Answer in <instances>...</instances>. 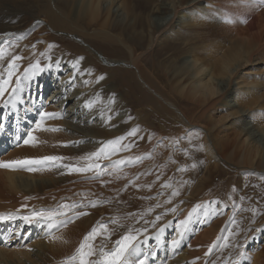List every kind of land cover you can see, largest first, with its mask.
<instances>
[{"label": "rangeland", "instance_id": "rangeland-1", "mask_svg": "<svg viewBox=\"0 0 264 264\" xmlns=\"http://www.w3.org/2000/svg\"><path fill=\"white\" fill-rule=\"evenodd\" d=\"M210 1L212 3L202 1L199 5L191 7L189 18L191 17L192 20L190 21V26L196 19L201 18L198 14L201 10L207 11L216 7L219 11L215 13H220L224 8L229 7L230 2V0ZM55 2L56 0L52 1L53 4ZM166 3H168V0L148 2L147 5L150 4V6L146 7L144 10H135L136 12L139 10L137 14H140V12L143 13L142 19H144V21L138 26L136 23L139 18H137L136 21L133 17L127 19L126 23L128 21L129 23L132 22L135 27L132 29V27L127 26L128 30L126 31L125 29V33L123 34L124 37L122 34H119L121 29H111L110 33H112L116 39L124 40L125 45L123 46L115 43V45L118 46H104L101 50V48L99 49L94 46V40H96V38L93 37L95 36L86 37V41H89L96 49V51L92 50L93 53L95 52L94 55L103 53L105 56L115 61V63L108 62L106 58L99 54L97 58L102 62L99 63L95 61L93 55L83 52L80 49L78 50L75 47L78 46L79 48L80 44L83 45V41L79 39L77 35L66 33L64 30H53L51 28L53 26L50 27L47 23L50 15L41 10L42 6L40 5L42 4L38 2V0H0V32L8 30L6 32L12 33L11 35H7V37H5L6 32L0 34V40L2 41L0 42V53L3 54L0 56V61L3 58V67H1V70L5 71L17 56L21 57V59H19L21 62L16 64L15 67L19 65L23 66L22 62L24 61H36L39 62V64H43L45 61H52L55 58L65 59V63L69 65L75 64L74 66L76 67H73L75 72H70L68 77L74 78L73 82L76 86L75 89L79 87L83 88L82 96L89 106L87 110L95 113L96 122H103V124H100L102 128H100L99 125H94L96 122L91 123L88 127L84 125L86 127L84 132L92 130L94 128L93 126H95L98 130H95L94 133L102 134V136L105 137L96 140H90L91 137H84L83 131H78L79 134L76 135L75 138L70 137V135H74L71 130L66 131L64 125L57 127L62 133L66 131L64 134L59 131L55 132L59 134V149L70 150L72 148H80V146L96 144L94 149L77 152L74 154L75 156H72L70 153L69 155L62 156L65 159L63 160L64 163H62L72 166L83 165L85 162L81 159L82 157L99 151L101 148L105 147L109 141L123 138L121 139V143L115 146L119 148V151H113L112 148H109L107 150L111 154L108 158L97 161V163L101 165L100 171L102 175H96L95 172L69 173L66 168L53 167L50 169L53 171H49L47 172L48 174L42 175L48 178L49 184L47 186L39 187V190L36 192H28V194L24 195L22 198H11V200L18 204H24L32 202L38 195L43 199L49 200L58 198L65 199L68 205H82L83 207H74L67 210V214L64 215V217L69 221L67 223L68 226H71L81 219L86 218L92 220L84 237L88 235L93 228L99 225H107L108 233L111 234L110 238L105 239L107 234L101 233L97 236L95 241H93L94 247L99 249L103 244L109 245L112 238L120 239L129 232L133 234H137L138 232L142 233L138 236L137 241L146 240V235L148 234L154 239L162 238L166 246L169 244L172 245V240L177 236L172 235L171 238H167L164 236V233L168 230H172L173 225L169 224L171 221L176 224L177 219L180 218V207L184 205L182 200L183 196L192 195L194 193L193 198L187 205V207L190 208L188 215L190 213L192 214L190 222H200V224L204 226L203 229H209L214 221L216 222L221 219L222 224H219L218 227L222 225L223 229L220 230H223V232L221 233V231H218L220 234L217 236L221 237L226 234V240H229L230 246L235 240L240 238L243 246H246L243 253H247L254 257L259 252L264 253V176L259 174L264 170L258 168V159H255L252 169L243 161V153L239 151L238 146L244 144L249 134L244 137L240 131L241 126L236 122L237 117H229L232 109L223 105L225 96L223 98L211 99L210 101L205 100L203 102L201 98L194 99L191 96L189 97L187 93H182L180 91L184 85L190 82L187 74L181 72L184 67V61L186 59L191 61L193 54L201 60L207 61V51L213 48L204 49V45L207 46V43L205 44L196 40V33L190 34L188 32L190 28L188 26L183 27L184 25L180 23L178 26L172 28V33L168 34L169 36L165 35L161 40L159 39V42L156 43L155 46L151 48L147 46L149 45L150 39L148 34L151 30L148 24V17L146 16L153 14L154 11L156 12L158 10L159 5L163 6ZM258 11L260 14L259 17L264 18V5L258 6ZM120 13L125 16V11L123 9ZM192 13H195V18ZM223 14L227 15V13ZM124 16L121 18H124ZM36 21H40L42 24L36 27L33 26V23ZM102 21L103 19L101 22ZM99 22L100 21L95 22L90 25V27L85 23V25L82 23L79 24L83 25L82 27L86 31L92 32L94 30L103 29V27H100L101 23ZM97 23L99 24L97 25ZM219 24L224 23L221 21ZM132 31L135 32L133 33ZM140 35H144L146 39H144L143 47L139 46L143 41L139 38ZM224 36L228 41L222 43V47L225 48L223 51L229 48V41L233 39L235 35L226 29L224 31ZM243 38L248 39V35ZM97 42L100 46L106 44V42L104 43L102 40L96 41L95 43ZM83 46L89 49V46ZM80 47L82 48V46ZM8 49H13L12 56L7 55ZM216 50L217 52H215L214 60L210 64H213L214 61L223 54L218 48H216ZM84 56H91V64L84 66L78 65L79 63H76L75 60L81 59ZM134 59L141 71L143 80L145 81L144 83L146 84L147 82L153 87L154 91L162 95L163 99L171 102V104H173L179 112L181 111L183 116L191 121V123L199 125L193 126L184 123L175 112L173 113L174 110L171 107L169 108L163 100L156 96V92L153 93L151 90H148L145 84L139 81L134 72L124 68L126 66L123 62H129ZM261 59L264 58L260 57L256 63L258 64V68H260V72H263L264 67L262 66L264 63ZM78 66L81 67V70H78L79 72L76 70ZM66 69L67 68L63 71L66 72ZM136 72H138V70H136ZM258 72L259 71H254L253 75H250L251 77L248 81H256ZM105 73L110 74L113 79L118 80L123 77H120V75H126L128 79L130 78L131 83L128 87H125V90H122L120 88L124 86H122L121 81L117 84L119 88L114 85L116 81L112 80L110 82L113 84L111 90L109 83H104L103 80L99 79L100 75L104 76ZM243 73L244 71L241 72V74ZM220 80H222V78L217 77L216 81ZM223 80L229 83L228 78H224ZM237 87L238 86L234 84L233 90L237 89ZM90 88L93 89L89 91ZM52 90L53 89H50V91ZM263 92L264 90H261L260 94ZM50 94L51 92H49V95ZM49 95L43 97L41 94H38L37 96L38 99L42 100L39 105L42 107L46 105V109L55 108L54 105L51 104L53 100V98H51L52 95L51 97H49ZM66 96L67 94L63 95V99H66ZM232 97L233 95L228 97L229 100L232 99V101H234L231 103V105L234 106L231 107L234 111L240 110L236 102L237 100ZM73 103L74 102L69 106ZM168 109L172 110L169 111ZM242 110L247 111H245L246 113L242 112L243 115L249 113L244 118L251 123L245 127L251 128L250 135L254 138L253 140L256 139L262 146L264 144V131L262 132L259 130L258 126H256V122L258 120L260 122V119L264 120V113L259 111L262 113L260 115L257 111L255 117H250L251 112L256 111L254 108L251 110L246 108ZM59 120L63 121L64 119L62 118ZM33 127H35V125L31 126V128ZM195 127L197 129H193ZM133 129L137 130L136 135L129 136L128 133ZM205 135L208 137L209 142L212 143L213 141L217 148V150H215L219 163L207 153L205 149ZM226 136V139L230 140V144L229 142L228 145L218 142V139L225 138ZM25 138H22V140ZM35 152L36 151L33 150L30 153ZM50 154L51 152L48 151L44 155L38 156L44 157L50 156ZM70 155L72 156L71 159ZM4 156H2L1 159ZM121 160L124 161V163L116 166V162ZM76 161H81V163H73ZM256 168L258 169L257 174L253 171V169L255 170ZM0 185L4 189L1 183ZM94 193L100 194V202L96 203L91 200ZM174 193L178 194L174 195ZM69 196L77 197H72L74 200L70 201L67 200ZM81 198L82 200L80 201ZM93 204L96 206L93 207ZM196 205L200 207H195ZM45 207L43 209L47 210ZM193 207H195L196 212L193 211L194 209H191ZM173 209L175 211H173ZM185 209L186 207H183V210ZM156 210L158 212L154 213ZM78 213L87 214L79 215L77 218L76 214ZM167 213L172 216L168 217L169 220L166 218V220L161 223V227L158 226V222L168 216ZM153 215L154 222L151 221ZM157 217H160V219L157 220ZM188 217L186 219H188ZM246 217L250 220L251 224L250 228H248L249 230L247 229L249 225L242 228L240 227L243 219ZM148 218H150V220ZM148 221V224H150L149 229L156 230L152 232L149 231L144 235L143 232L147 228L145 225H148ZM150 222H152V224ZM256 224L259 225L258 228ZM231 226L236 230L231 228ZM176 227L177 229H181L180 226ZM161 229H163L162 232ZM180 237L181 236L177 238ZM230 239L232 241H230ZM226 240L225 246L223 247L224 252H226L225 250L228 247V245H226ZM167 241H170V243L167 244ZM243 241L245 242L243 243ZM189 244L186 243L184 249H177L173 255L180 256L182 251L189 247ZM63 247L64 245H62L60 249ZM220 247L221 243H216L211 253L212 258L207 264H213L214 259H221L222 254L218 250ZM72 250L74 251L75 249ZM72 250L58 253L48 252L43 259L50 262L62 255L70 253ZM71 255L73 256V254ZM74 255H76V250L74 251ZM249 255L248 259L241 258L240 264H250L253 258ZM71 257H64L57 260L62 261V263L59 264H64V262ZM236 259L237 257L234 258V261ZM262 259L264 258L262 257Z\"/></svg>", "mask_w": 264, "mask_h": 264}, {"label": "bare ground", "instance_id": "bare-ground-1", "mask_svg": "<svg viewBox=\"0 0 264 264\" xmlns=\"http://www.w3.org/2000/svg\"><path fill=\"white\" fill-rule=\"evenodd\" d=\"M52 1L53 0H38V2L42 4L40 5L42 6L41 10L44 13L50 15V18L47 20V23L50 25V27L53 26L51 27L53 30H64V32L66 33L77 35L78 38L83 41V45L89 46V49L91 51H96L93 45L89 41H86V37L95 36L93 37L96 38V40H94V46L98 47L99 49L101 48V50L104 46H114L115 43L121 46L125 45L124 40H119L118 38L116 39V37L112 33H110V30L115 28L118 30L121 29V32L119 34L123 35L125 33V29L126 31L128 30L127 26L132 27L133 29L135 25H133L132 22L129 23L128 21L126 23V20L130 19L131 17L135 18V21L137 18H139L136 23V25L139 26L144 21V19H142L143 13L140 12V14H137L139 10L137 12L135 10H144L146 7L150 6V4L147 5L148 2L151 3L158 0H56L54 4L52 3ZM202 1L212 3L210 0H168V3L164 4L163 6L159 5V8L156 12L154 11L153 14H149V16H146L148 17V24L151 30V32L148 34L150 36V39L149 45L147 46H149L150 48L152 46H155V44L159 42V39L161 40L163 36L171 34L172 28L178 26V24L180 23L184 25L183 27L188 26L190 28V30H188L190 34L196 33V40L201 41L205 44L207 43V46L204 45V49L215 48L214 50L211 49L207 51V61L201 60L195 54L192 55L191 61H189L188 59L184 61V67L182 68L181 72L187 74L190 82L184 85L180 91L182 93H187L189 97L191 96L194 99L201 98L203 102L205 100L210 101L211 99H219L225 96L223 105L228 106L230 109H232L229 117H237L236 122H238L239 126H241L240 131L244 135V137L249 134V136H247V138L245 139L244 144L238 146L239 151L243 153V161L246 163V165H248V167L252 169V167H254L253 164L255 162V159H258V168L264 170V144L261 146L256 139L253 140L254 138H252V135H250L251 128L245 127L246 125L251 124L244 118L249 113L247 115H243L242 113L247 112L245 108L250 110L254 108V110H256L252 111L253 114L251 112L252 115L250 114V117H255L257 115V111L260 115L262 114L261 112L264 113V92L260 94V91L264 90V71L260 72V68H258V64L256 63V61L260 59V57L264 58V18L259 17L260 14L258 11V6H263L264 0H230L229 7L224 8L222 11H220V13H215L219 11V9H217L216 7L214 9L211 8V10L207 11L201 10V12H198L201 18L196 19L190 26L189 24L192 20L191 17L189 18V15L191 14L190 9L192 6L199 5L200 3H202ZM54 7L60 9H56ZM122 9L125 11V16L120 13ZM223 13H227V15ZM192 14L195 18V13ZM123 16L124 18H121ZM102 19L103 21L101 22ZM245 20L247 21V23H244ZM97 21H100L99 23L102 24H100V27H103V29L90 32L86 31L82 27L85 24L90 27V25L94 24ZM221 21H223L224 24H219ZM79 23H82L83 25H80ZM99 23H97V25ZM226 29L228 31H231V33H234L235 37L229 41V48L223 51L225 48L222 47V43L228 41L224 36V31ZM6 31L8 30L1 31L0 34H4ZM246 35H248V39L243 38L246 37ZM139 38L143 40L139 46L143 47L145 36L140 35ZM98 39L102 40V42L104 41V43L106 42V44L100 46L98 42L95 43L96 41H99ZM0 42L2 41L0 40ZM83 45L80 44L83 49L80 46L79 48L78 46L75 47L78 50L80 49L83 52H87L88 54L93 55L96 62L102 63L101 60L97 58V56L101 53L98 52L99 54L94 55L95 52H91ZM216 48L221 50L223 54H221L213 64H210L214 60L215 52H217ZM12 51L13 49H8L7 55L12 56ZM101 55L106 58L108 62L115 63L114 60L105 56L103 53ZM84 57L75 60V62L79 63L78 65L83 66L91 64V56ZM2 60L3 58L0 61V79H7L9 69L7 67L5 71L1 70V67H3ZM261 60H263L264 63V59ZM20 62L21 61L16 60L15 65L19 64ZM123 63L126 66L124 67L125 69L134 72L139 81L145 84V81L143 80V76L140 69L138 68L135 59L132 61L130 60L129 62L125 61ZM22 64L23 66L19 65L18 67H15L11 83L8 85L7 90L5 91L3 96H0V119L2 118L1 120L3 122V124L0 125V140L2 142V144L0 145V160L10 161L16 159H40L42 157L38 155H44L48 151L51 152L50 156H66L69 155V153L72 156H75L74 154L77 152L92 148L94 149L96 147V144L80 146V148H72L70 150L59 149V134L51 131L34 132V135L38 138L39 141H41V143H39L35 147L25 145L23 143L22 138H25L24 133L31 129L29 128V126L34 125V123L36 124L40 120L41 112L59 114V118L57 119H46L45 127L57 128L64 125L66 131L71 130L74 133V135H70V137L74 138L79 134L78 131L84 132V129L86 128L85 126L88 127V125H90L91 123H95L96 118L94 116L95 113L87 110L89 106L86 103V100L83 99V88L79 87L78 89H75L76 86L73 82L74 78L68 77V74L70 72H75V69L73 68L76 67L74 66L75 64L69 65L68 63H65V59L59 58H55L52 61H45V63L39 64L40 70H37L35 67V65L37 64L36 61H24L22 62ZM262 67H264V65ZM65 68H67L66 72L63 71ZM80 68L81 67L78 66L76 70L78 71ZM136 70H138L139 73L136 72ZM242 71H244L243 74H241ZM254 71H259L256 81H248V79L251 77L250 75H253ZM121 76L123 77L118 80L113 79L110 74L105 73V75L103 76V82L109 83L112 90L113 84H111L110 82L112 80H115L116 83L114 85L119 87V85L117 84L121 81L122 86L124 87L119 88L125 90V87H128L131 81L130 78L128 79V77H126V75H120V77ZM217 77H221L222 80L216 81ZM224 78H228L229 83L224 81ZM17 79H19L20 81V87L18 92L14 93L12 89L16 88ZM234 84L238 86L235 90H233ZM145 86L146 88H148V90H151V92H156L154 91L153 87H151L147 82ZM50 89L53 90L50 91ZM91 89L93 88H90L89 91ZM49 92H51L50 95ZM38 94H41L43 97H47V95L51 97L52 95L51 98H53V100L51 101V104H53L55 108L46 109V105L43 107L39 105L42 100L37 98ZM65 94H67L66 99H63V95ZM156 94V96L163 100L164 103L169 106V108L171 107L174 110L173 113L175 112L179 119H182L184 123H188L193 126L199 125L196 123H191V121L183 116L181 111L179 112V110L173 104H171V102L163 99L162 95H160L159 93L156 92ZM230 95H233L232 98H235L237 100L236 102L238 103L237 105L240 107V110H233L231 106L234 105H231V103L234 101H232V99H228ZM70 102L74 103L69 106L71 104ZM242 109H244L246 112ZM62 118L64 119L63 121L59 120ZM100 124H103V122H96V124L94 125H99V127L102 128ZM256 124L255 125L258 126L259 130L263 132L264 120L260 119V122L258 120ZM93 127L94 128L92 130L84 132L83 136L87 138L91 137L90 140L105 138L102 136V134L94 133V131L98 130V128H95V126ZM59 132L62 133L61 131ZM226 138L227 136L225 138H220L218 139V142L228 145V142L230 140H227ZM205 147L207 153H209L213 157V159H215L216 162L219 163L216 154L217 148L215 147L213 141L212 143L209 142L207 136L205 137ZM33 150H35L36 152L30 153ZM6 153L8 154L5 155ZM71 155L70 159L72 157ZM2 156L4 157L1 159ZM73 163H81V161H76ZM49 171L53 170L35 172L21 170L13 172L0 169V183L4 187L3 189L0 185V216L16 217L0 219V222L6 220L9 225V228L5 231L6 235L8 236L7 244L4 246H0V263L59 264L62 263V261H58L57 259L71 257V254L74 255V251L77 250L81 242H83L84 234L86 231H88L89 225L92 222V220L90 219H81L71 226H68L67 224V226L65 227L60 222L67 220V218L64 217V215H61L55 218L58 226L49 229L47 227V222H33L32 224H25L18 218V216L20 215H29L32 211L44 210L43 208L45 206H47L45 207L47 208V210L60 209L61 211H67L65 209H61L60 206L68 205V202L65 199L60 198L49 200L43 199L41 196L37 195L32 202L24 204H18L11 200V198H22L24 195L28 194V192H36L39 190V187L47 186L49 184L48 178L43 177L42 175L48 174L47 172ZM253 171H255L256 174L258 173L257 168L255 170L253 169ZM259 174L264 176V171L260 172ZM193 196L194 193L192 195L183 196L182 200L184 205L180 207V218L177 219L176 224L173 221L169 223L173 225V228L172 230L166 231L164 233V236H166L167 238H171L172 235L177 237L180 236L181 229H177L176 226L179 227L180 222L182 220H186V218L189 216L188 211L190 210V208H188L187 205L189 204ZM72 197L77 196H69L67 200L73 201L74 198ZM199 205H196L195 207ZM183 207H186V209L183 210ZM195 207L191 209H195ZM157 212L158 211L156 210L154 213ZM167 214L168 216H166L165 219H162L158 222V226H162L161 223H163L166 218L172 216L169 215V213ZM148 219L150 220V218ZM151 221L154 222V215ZM152 222L150 223L152 224ZM148 223L149 221L147 222V224ZM219 224H222L221 219L217 220L216 222L214 221L212 223V226L210 225L211 227H209V229H203L204 226L203 224H200V222H190L187 226V229L183 231V236L173 239L180 240V244L176 248H173V246L169 244L170 241L166 242L167 244H169L168 246H166L162 238L154 239L149 236L147 232H152L156 229H149L150 224L145 225L147 228L146 230H144L143 234H147V237L146 240L142 241L146 242L141 243L142 241L140 240L136 242L140 245V256L138 258L142 259L144 257H147L145 264H207L212 258L211 253L214 249L213 247L216 246V243L218 244L219 242L221 243V247L218 250L221 252L222 257L220 260L214 259L213 264H233L234 258L238 257L240 253L244 251L246 246H243L240 238L235 240L231 247L229 244V240H226V234H224L225 237H218V234H220L218 231H221L220 229H223L222 225L218 227ZM256 225V227L258 228L259 225ZM244 226H248L247 229L251 226L250 220L247 217L243 219L240 227L242 228ZM231 228L234 227L231 226ZM222 232L223 230L221 231V233ZM53 237H55L56 239H53ZM116 240H118V238H112L109 245H103H105L107 249H111L113 248ZM225 240L226 245H228L227 249L225 250L226 252H224L223 249V247L225 246ZM230 241L232 240L230 239ZM244 242L245 241H243V243ZM186 243H190L189 247L183 250L180 256L173 255V253H175L177 249H184ZM62 245H64V247L60 249ZM72 249L75 250L73 251ZM70 250H72L70 253L62 255L56 260H51L50 262L43 259L48 254V252L58 253ZM98 252L99 249H97V254ZM261 253L262 252H259L254 257L246 253L244 254L243 258L248 259L249 255L253 258L251 260L250 257V264H264V259H262V257L264 258V253H262L263 255ZM95 258L96 257H93V259Z\"/></svg>", "mask_w": 264, "mask_h": 264}, {"label": "snow or ice", "instance_id": "snow-or-ice-1", "mask_svg": "<svg viewBox=\"0 0 264 264\" xmlns=\"http://www.w3.org/2000/svg\"><path fill=\"white\" fill-rule=\"evenodd\" d=\"M231 22V21H229ZM244 23H247L245 20ZM3 54L0 53V56ZM21 57H15V60H19ZM15 60L9 64L8 66V78L7 79H0V96H3L5 91L7 90L8 85L11 83L12 76L15 69ZM37 70L39 69V62L35 65ZM100 80H103L104 77L100 76ZM20 87V81L17 79L16 81V88H13L12 91L14 93L18 92ZM59 118V114L57 113H48V112H41L40 113V120L35 124V127L28 131L26 138L23 140L25 145L30 146H37L41 141L34 135V132L41 131V132H57L60 131L58 128H48L45 127V120L46 119H57ZM137 130L133 129L131 132L128 133L129 136H135ZM121 139H117L114 141H109L105 147L101 148L97 152H93L90 155L84 156L81 159L85 162L83 165L80 166H72L63 164L62 161L64 157L62 156H44L40 159H16L10 161L0 160V169L9 170V171H28V172H35V171H44L50 170L51 168H66L69 173H87V172H95L96 175H102L100 171L101 165L97 163L100 159H106L111 154L107 149L112 148L113 151H119V148H116V145L121 143ZM124 161H117L116 166L123 164ZM178 193H174L176 195ZM93 207L96 205L93 204ZM74 207H83L82 205H61V209L70 210ZM199 207V206H197ZM173 211H175L173 209ZM195 211V209L193 210ZM66 211H61L60 209H53V210H39V211H32L29 215H20L18 218L22 220L25 224H32L33 222H47V227L49 229L53 227H57L56 217L61 215H66ZM87 213H78L76 214L77 218L79 215H86ZM191 213L189 214L188 219L182 220L180 222L181 232L180 236H183V231L187 229L188 224L191 221ZM6 218H16L13 216L4 217L0 216V219ZM160 217H157L159 220ZM69 221L65 220L62 223L65 227ZM163 229H161V232ZM101 233L107 234L105 239L110 238V233H108L107 225H99L96 228H93L92 231L84 237L83 242L79 245V248L76 250V255H73L69 260H66L64 264H145L147 257L142 259L138 258L140 256V245L136 243L138 240V236L142 233L133 234L129 232L126 235H123L120 239L115 241V246L111 249H106L105 245H101L99 248V252L97 254V249L93 245V241L99 236ZM53 239H56L53 237ZM146 242L142 241L141 243ZM180 244V240H173L172 246L173 248L178 247ZM30 250V249H29ZM93 257H96L93 259ZM244 257V253L241 252L240 255L237 257L233 264H240L241 258Z\"/></svg>", "mask_w": 264, "mask_h": 264}, {"label": "water", "instance_id": "water-1", "mask_svg": "<svg viewBox=\"0 0 264 264\" xmlns=\"http://www.w3.org/2000/svg\"><path fill=\"white\" fill-rule=\"evenodd\" d=\"M99 57V56H98ZM101 57V56H100ZM102 58V57H101ZM193 129H197L196 127L195 128H193Z\"/></svg>", "mask_w": 264, "mask_h": 264}]
</instances>
